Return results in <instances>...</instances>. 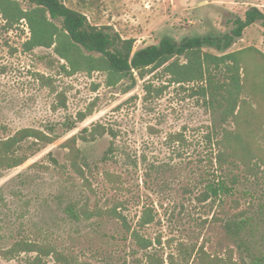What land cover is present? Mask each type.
<instances>
[{"label": "rangeland", "instance_id": "obj_1", "mask_svg": "<svg viewBox=\"0 0 264 264\" xmlns=\"http://www.w3.org/2000/svg\"><path fill=\"white\" fill-rule=\"evenodd\" d=\"M63 1L92 24L110 25L134 38L135 49L166 36L180 41L213 29L225 32L228 17H245L251 7L264 12V0ZM4 24L0 16V138L24 127L51 126L61 137L0 178V264H33L36 254H4L24 239L51 243L64 257L47 256L41 264H150L152 252L155 264L162 259L169 264L171 255L176 264H194L202 247L210 256L248 264L243 248L224 228L225 218L240 210L254 218L252 230L248 227L242 237L264 254V175L244 178L232 196L198 200L216 173L209 136L219 120L196 84L174 83L163 68L138 77L128 92L130 80L109 87L104 72L68 75L53 48L24 50L30 36L26 22L10 30ZM263 32L257 21L229 51L263 50ZM81 114L90 115L81 121ZM96 123L110 132L96 140L79 139L90 187L71 167L62 144ZM234 172L245 174L241 168ZM86 201L91 208L120 206L127 224L153 246L143 249L121 219L75 220L66 212L70 202ZM148 207L155 221L140 227Z\"/></svg>", "mask_w": 264, "mask_h": 264}, {"label": "trees", "instance_id": "obj_2", "mask_svg": "<svg viewBox=\"0 0 264 264\" xmlns=\"http://www.w3.org/2000/svg\"><path fill=\"white\" fill-rule=\"evenodd\" d=\"M23 3L28 6L24 7ZM0 16L8 30L26 22L30 36L23 44L24 50L53 48L64 60L63 68L68 75L104 72L109 87L130 80L125 87V92H128L137 84L138 77L145 78L154 70L163 68L174 83L196 84L197 93L207 106L218 112L219 120V126H214L209 136L211 141L214 140L215 153L211 161L215 162L217 174L213 173L212 181L207 182L198 198L200 202L232 196L244 178L264 175V49L249 46L229 51L243 37L247 27L257 21L264 25V12L258 7H251L245 17H228L230 29L225 32L213 29L205 35L185 37L180 41L166 36L158 44L138 49H135L134 38L123 37L110 25L92 24L85 13L69 7L63 0H0ZM89 115L81 114V121ZM229 123L233 127L228 126ZM70 127L73 129L75 126ZM108 132L110 130L105 125L96 123L62 144L68 149L67 159L71 167L85 179L87 186L91 187V184L86 177L84 165L87 162L79 139L96 140ZM60 137L57 129L51 126L47 130L24 127L0 138V178L4 171L23 165L43 146L53 144ZM36 165L38 163L31 167ZM239 168L245 171L244 176L234 172ZM106 175L114 177L110 172ZM234 203L239 205L238 200ZM119 207L91 208L87 201L70 202L66 212L75 220L106 216L121 219L143 249L153 246L152 239L145 238L140 230L127 224ZM248 213L249 210H240L227 216L224 228L243 248L245 258L250 259L248 264H264V254L257 253L242 237L248 227L252 230L254 218ZM154 221L153 209L148 207L139 220V226L144 227ZM23 252L36 254L33 264H41L47 256L64 261L53 244L27 239L17 241L4 254L11 258ZM197 253L199 261L194 264H233L232 256L226 261L218 255L210 256L203 247ZM156 255L154 252L147 254L150 264H155ZM169 258V264H176L172 255ZM161 264H165L164 259Z\"/></svg>", "mask_w": 264, "mask_h": 264}]
</instances>
